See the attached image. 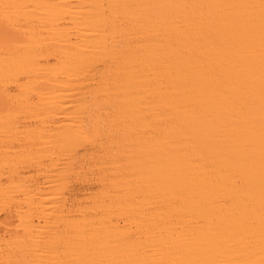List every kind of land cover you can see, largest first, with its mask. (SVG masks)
<instances>
[{
  "label": "bare ground",
  "instance_id": "obj_1",
  "mask_svg": "<svg viewBox=\"0 0 264 264\" xmlns=\"http://www.w3.org/2000/svg\"><path fill=\"white\" fill-rule=\"evenodd\" d=\"M0 264H264V0H0Z\"/></svg>",
  "mask_w": 264,
  "mask_h": 264
}]
</instances>
